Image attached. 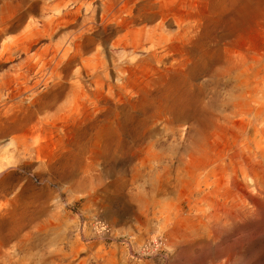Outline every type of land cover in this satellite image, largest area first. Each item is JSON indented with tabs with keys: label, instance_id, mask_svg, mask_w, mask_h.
<instances>
[{
	"label": "rangeland",
	"instance_id": "rangeland-1",
	"mask_svg": "<svg viewBox=\"0 0 264 264\" xmlns=\"http://www.w3.org/2000/svg\"><path fill=\"white\" fill-rule=\"evenodd\" d=\"M0 225L23 264H264V0H0Z\"/></svg>",
	"mask_w": 264,
	"mask_h": 264
},
{
	"label": "bare ground",
	"instance_id": "bare-ground-1",
	"mask_svg": "<svg viewBox=\"0 0 264 264\" xmlns=\"http://www.w3.org/2000/svg\"><path fill=\"white\" fill-rule=\"evenodd\" d=\"M16 228V227H14ZM13 228V229H14ZM8 229V226H5V225H0V233L1 232H4L5 230ZM59 237V236H58ZM61 237V236H60ZM6 238H9V236H6ZM57 239V238H56ZM55 239V240H56ZM173 239V238H172ZM54 240H52L53 242ZM61 241V240H60ZM41 242V241H40ZM43 242V241H42ZM45 242V240H44ZM47 242V241H46ZM49 242V241H48ZM50 243H51V240H50ZM49 243V244H50ZM60 243V242H59ZM58 243V244H59ZM65 243V242H63ZM44 244V243H42ZM46 244V243H45ZM48 244V243H47ZM48 244V246H42L40 245H36V264H72V258H74L76 252L75 251H71L70 254H67L65 251H64V248H59L57 247V245L55 246L53 243H51L50 245ZM57 244V243H56ZM72 245V244H71ZM171 245V244H170ZM66 246V245H65ZM173 246V245H172ZM221 246V245H219ZM218 246V247H219ZM72 247V246H71ZM216 247V246H215ZM218 247L216 248V250H219ZM222 247V246H221ZM220 247V248H221ZM90 248V247H89ZM73 249V248H72ZM71 249V250H72ZM200 249V248H199ZM223 248L220 249V251L218 252H223L222 251ZM77 250V249H76ZM203 250V249H202ZM215 250V249H214ZM213 250V251H214ZM215 250V251H216ZM224 250V249H223ZM227 251V249H225ZM224 250V252H225ZM81 251V250H80ZM82 252V251H81ZM80 252V254H81ZM204 252V251H203ZM217 252V251H216ZM216 253V254H219V253ZM227 254V253H226ZM79 255V254H78ZM89 255V254H88ZM229 255V254H228ZM227 255V256H228ZM123 256V255H122ZM219 256V255H218ZM223 256V254L221 255ZM225 255V257H227ZM24 257V256H22ZM93 257V256H92ZM212 257V256H211ZM220 257V256H219ZM218 257V258H219ZM224 257V258H225ZM230 257V256H229ZM217 258V259H218ZM0 259L3 261V264H23V260L22 258H18L16 259L15 255H13V253L11 252H8V251H5V252H2L1 253V256H0ZM96 260V258H93ZM197 259V258H196ZM95 260L93 262H95ZM221 260H222V257H221ZM74 261V260H73ZM121 261V259H120ZM204 261V260H203ZM97 262H100V261H96ZM130 262V261H129ZM82 264V263H81ZM123 264V263H122ZM188 264V262H187ZM190 264V263H189Z\"/></svg>",
	"mask_w": 264,
	"mask_h": 264
}]
</instances>
